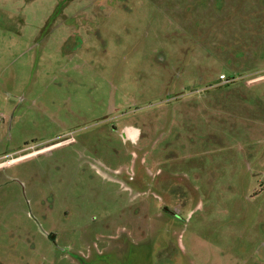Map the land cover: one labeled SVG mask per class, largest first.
Returning a JSON list of instances; mask_svg holds the SVG:
<instances>
[{
    "label": "rangeland",
    "instance_id": "374dc122",
    "mask_svg": "<svg viewBox=\"0 0 264 264\" xmlns=\"http://www.w3.org/2000/svg\"><path fill=\"white\" fill-rule=\"evenodd\" d=\"M2 164L0 264H264V0H0Z\"/></svg>",
    "mask_w": 264,
    "mask_h": 264
},
{
    "label": "built area",
    "instance_id": "2783aa9c",
    "mask_svg": "<svg viewBox=\"0 0 264 264\" xmlns=\"http://www.w3.org/2000/svg\"><path fill=\"white\" fill-rule=\"evenodd\" d=\"M223 79H224V77H223V76H220V80H223ZM8 163H10V164H11V163H12V161H10V162L8 161V162H7V163H5V164L7 165ZM3 165H4V164L0 165V167H1V166H3Z\"/></svg>",
    "mask_w": 264,
    "mask_h": 264
},
{
    "label": "water",
    "instance_id": "95a60500",
    "mask_svg": "<svg viewBox=\"0 0 264 264\" xmlns=\"http://www.w3.org/2000/svg\"><path fill=\"white\" fill-rule=\"evenodd\" d=\"M121 136H122V138H123L124 140L126 139V135H125L124 131H121Z\"/></svg>",
    "mask_w": 264,
    "mask_h": 264
},
{
    "label": "crops",
    "instance_id": "0c3cea01",
    "mask_svg": "<svg viewBox=\"0 0 264 264\" xmlns=\"http://www.w3.org/2000/svg\"><path fill=\"white\" fill-rule=\"evenodd\" d=\"M134 128V127H133ZM135 129V128H134ZM29 155H31V154H29Z\"/></svg>",
    "mask_w": 264,
    "mask_h": 264
}]
</instances>
